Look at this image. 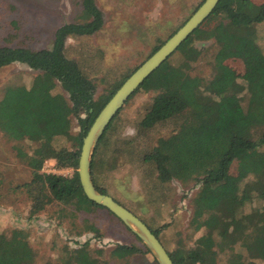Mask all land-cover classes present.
<instances>
[{"label":"trees","instance_id":"1","mask_svg":"<svg viewBox=\"0 0 264 264\" xmlns=\"http://www.w3.org/2000/svg\"><path fill=\"white\" fill-rule=\"evenodd\" d=\"M259 1L220 0L174 52L177 61L167 59L130 96L151 94L138 110L134 137L122 138L120 150L113 149L109 159H100L108 152L106 136L117 113L98 143L94 157L99 160L92 161V181L107 195L112 186L109 173L118 160L125 157L135 164L152 209L150 219L142 221L155 226L147 227L156 237L171 219L166 224L161 221L168 213L167 199L157 202L153 189L169 190L167 185L172 181L200 185L189 221L198 237L188 247L180 241L173 247L163 246L174 264H218L223 254L226 264H264V52L256 36V28L264 24V1ZM80 5L77 21L60 26L50 48L0 47V68L19 63L38 73L29 86H6L0 93V131L14 140L38 144L31 155L23 154L32 178L21 188L31 199V213L42 211L51 201L77 203L78 211L102 208L86 199L80 186L77 168L81 147L66 148L56 142L68 134L70 116L77 119L83 138L102 109L94 106L93 80L65 54L68 38L92 36L104 26L96 0H81ZM195 40L210 44L193 46ZM237 62L243 67L241 74L231 65ZM164 67L165 71L158 73ZM206 67L208 71L203 73L200 68ZM125 78L111 85L106 103ZM57 85L67 98L52 93ZM164 127L170 130L168 134L151 141L149 133ZM242 155L249 157L246 175H251L243 185L228 180ZM47 160H53L59 169L71 168L73 174L41 173ZM96 169L105 182H100ZM17 236V230L0 234V264H31L33 252L19 243ZM89 253L87 244L65 247L59 262L44 264H99ZM148 254L144 246L118 245L111 255Z\"/></svg>","mask_w":264,"mask_h":264},{"label":"rangeland","instance_id":"2","mask_svg":"<svg viewBox=\"0 0 264 264\" xmlns=\"http://www.w3.org/2000/svg\"><path fill=\"white\" fill-rule=\"evenodd\" d=\"M80 1L0 0V47H25L33 50L50 48L55 31L64 24L77 21L81 12ZM204 1L96 0L104 17L102 30L88 37L68 38L65 42L66 56L75 60L96 85L95 109L104 107L111 85L124 77L128 78L152 55L155 47L164 44L188 21ZM261 1L264 0L259 2ZM256 36L257 43L264 52V24L256 28ZM209 44L200 40L193 41V46L197 47ZM167 59L175 62L178 54L173 53ZM231 65L239 74L243 73L239 62ZM200 69L203 73L208 71L207 67ZM163 71L165 67L158 73ZM37 74L19 63L0 68V93L6 86H29ZM52 93L67 98L59 85ZM150 95L139 92L122 106L117 116L115 115L114 127L109 129L106 136L108 152L100 159L107 160L113 155V149L120 150L122 138L134 137L133 124L137 114L139 115L138 110L146 105ZM69 120L68 134L56 142L66 148L81 147L83 138L79 136L78 121L74 116H70ZM169 131L168 127L153 130L149 133L150 140L165 136ZM36 147L38 144L26 139L14 140L0 131V234L17 230L18 242L26 244L33 252L31 264L59 262L65 247L77 248L85 244L90 250L91 258L99 259V264H148L153 261L150 254L135 257L111 255L118 245H143L106 209L78 211L77 203L64 205L51 201L42 211L31 213V199L27 190L21 188L32 178L31 169L23 154L31 155ZM96 149L93 158L99 160V157H94ZM121 158L109 173L108 181L112 185L109 196L123 202L141 220L150 219L148 216L152 209L135 172L137 168L127 158ZM248 161L247 155L239 157L230 170L229 182L240 181L243 185V182L251 179L250 173L246 175ZM98 170L96 169V176L103 183L105 180L101 179L102 174ZM41 173L70 177L73 170L59 169L53 160H47L42 165ZM167 187L169 190L155 188L152 191L157 195V202L162 197L167 199L165 205L168 204V213H164L161 221L166 224L171 219L167 227L160 231L158 239L165 248L167 245L173 247L178 241L188 247L199 235V232H193L189 221L194 210L193 198L200 185L184 186L172 181ZM145 225L151 228L150 224ZM154 228L155 226L151 229ZM219 257L218 264H226V255Z\"/></svg>","mask_w":264,"mask_h":264},{"label":"water","instance_id":"3","mask_svg":"<svg viewBox=\"0 0 264 264\" xmlns=\"http://www.w3.org/2000/svg\"><path fill=\"white\" fill-rule=\"evenodd\" d=\"M219 1L205 0L188 21L123 82L100 110L82 140L77 175L84 196L116 217L142 243L156 264L174 263L158 237L141 219L95 187L91 174L93 154L111 120L130 96L209 17Z\"/></svg>","mask_w":264,"mask_h":264}]
</instances>
